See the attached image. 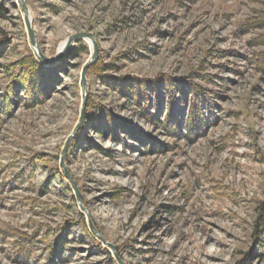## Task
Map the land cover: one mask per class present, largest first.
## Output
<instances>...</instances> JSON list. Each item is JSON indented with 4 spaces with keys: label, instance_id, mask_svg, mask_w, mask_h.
<instances>
[{
    "label": "rangeland",
    "instance_id": "rangeland-1",
    "mask_svg": "<svg viewBox=\"0 0 264 264\" xmlns=\"http://www.w3.org/2000/svg\"><path fill=\"white\" fill-rule=\"evenodd\" d=\"M23 1L45 58L89 34L107 76L180 78L212 107L190 131V90L162 83L148 110L163 122L172 100L168 131L86 71L79 123L91 43L42 64L58 67L42 100L0 106V264H264V0ZM0 46L2 95L11 66L38 59L18 0H0Z\"/></svg>",
    "mask_w": 264,
    "mask_h": 264
},
{
    "label": "trees",
    "instance_id": "trees-1",
    "mask_svg": "<svg viewBox=\"0 0 264 264\" xmlns=\"http://www.w3.org/2000/svg\"><path fill=\"white\" fill-rule=\"evenodd\" d=\"M0 46V50H2ZM79 52H84L85 48L80 47L78 48ZM76 50H72L74 52ZM76 55V54H75ZM256 63L260 64V68L264 71V54L260 55ZM111 66H104L103 64H99L98 62L91 64L87 68V74L92 75L98 78L103 84L107 85L116 93H119L123 98L127 99L133 105L143 109L145 111L144 117L150 122H157V124H161V126L168 131L171 130V126H179L177 122L174 120L173 114H171L172 100L170 99L169 102V110L168 114L165 117L163 122H160L156 117V114H151L148 110L150 107L151 102L148 99L147 93L148 92H155L157 93L159 87L162 83H164V88L167 91L169 98L172 97V94L176 91H182L185 87L190 90L191 93V103H190V116L193 115L194 118H197V114L194 113L198 112V119L191 120L192 116L188 119L189 130L193 131L195 126L198 127L203 124L204 117L201 111H199V106L201 103L205 102L208 105V110L212 107L210 101L207 99L206 95H203L201 89L195 84H186L183 79H166L160 80V78L154 80H146V79H136L133 77H118L113 78L107 76L105 73L109 70ZM11 68L13 69L12 73L9 76L10 84L4 89V94H0V106L5 110L8 108L10 102V95L17 97L18 95H22L23 99L28 105H32L34 101H41L42 95L46 94L48 91L49 86L53 83V79L55 78V74L57 72L58 67H52L50 69L44 67L41 63H39L38 59L32 55H28L23 57L22 59L15 62ZM155 111H157V101L159 96L155 95ZM143 105V107H142ZM87 107V106H86ZM90 107V106H89ZM93 109L100 113V118L103 120V126L101 129L106 131H112L113 127H117V119H115L111 114H109L104 108L95 107ZM95 125V122L94 124ZM85 130V125L81 126L79 133L76 135H82V132ZM171 133V132H170ZM72 141L69 145V151L74 150L78 145V141ZM31 168V167H30ZM29 168H25V171ZM29 174V173H28ZM31 175V174H29ZM55 253V251L53 250ZM56 255V254H55Z\"/></svg>",
    "mask_w": 264,
    "mask_h": 264
},
{
    "label": "water",
    "instance_id": "water-1",
    "mask_svg": "<svg viewBox=\"0 0 264 264\" xmlns=\"http://www.w3.org/2000/svg\"><path fill=\"white\" fill-rule=\"evenodd\" d=\"M18 2L20 4L21 10L23 12V19H24V23H25V26H26V29H27L29 43H30L31 47H33L35 49V51H36L37 45H36V42H35V34H34L32 28H31V23H30V20H29V17H28L27 8H26L23 0H18ZM81 39H87L91 43L92 52H91V57L84 64V66H83V68L81 70V74H80L79 85H80V88H81V91H82L83 98H82V111H81V117H80L79 123L82 121V118H83V110H84V103H85V100H84L85 86H86L85 74H86V71H87V68L89 67V65H91L92 63H94L96 61L97 55H98V48H97V44H96L95 40L89 34H83L82 33V34H77V35L71 36V37H69L67 39L66 43L64 44L63 49L61 51H59L57 53V55L54 58H52V59H47L42 54H40L38 51H36V56L38 57L39 63L45 64V65H53V64H55V62L57 60H59L64 55V53L68 49H70V47H71L73 42H75L77 40H81ZM64 155H65V150L62 153V158H61V167L64 168V170H65L64 162H63L64 161L63 160L64 159L63 158ZM65 177L72 184V186L74 188L75 196H76L77 200L79 201L80 200L79 194H78L77 190L75 189V187L73 185V181H72L71 177L69 176V174L66 171H65Z\"/></svg>",
    "mask_w": 264,
    "mask_h": 264
},
{
    "label": "bare ground",
    "instance_id": "bare-ground-1",
    "mask_svg": "<svg viewBox=\"0 0 264 264\" xmlns=\"http://www.w3.org/2000/svg\"><path fill=\"white\" fill-rule=\"evenodd\" d=\"M64 44H65V42H62V43H61V45H60V47H59V50H61V49L64 47Z\"/></svg>",
    "mask_w": 264,
    "mask_h": 264
}]
</instances>
